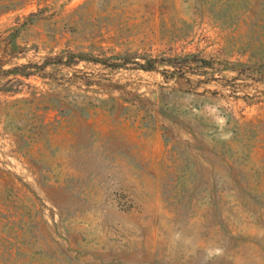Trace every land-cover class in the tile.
Wrapping results in <instances>:
<instances>
[{
  "label": "rangeland",
  "instance_id": "obj_1",
  "mask_svg": "<svg viewBox=\"0 0 264 264\" xmlns=\"http://www.w3.org/2000/svg\"><path fill=\"white\" fill-rule=\"evenodd\" d=\"M0 264H264V0H0Z\"/></svg>",
  "mask_w": 264,
  "mask_h": 264
}]
</instances>
